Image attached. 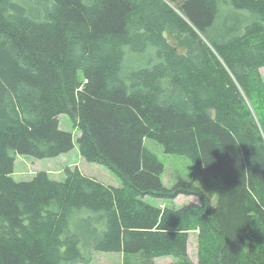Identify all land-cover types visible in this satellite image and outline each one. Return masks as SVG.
Listing matches in <instances>:
<instances>
[{
	"label": "trees",
	"instance_id": "trees-1",
	"mask_svg": "<svg viewBox=\"0 0 264 264\" xmlns=\"http://www.w3.org/2000/svg\"><path fill=\"white\" fill-rule=\"evenodd\" d=\"M263 66L264 0H0V264H264ZM63 113L121 186L69 166L12 177L16 155L74 146ZM145 137L189 158L217 202L193 180L166 187ZM180 194L198 201L144 200Z\"/></svg>",
	"mask_w": 264,
	"mask_h": 264
},
{
	"label": "rangeland",
	"instance_id": "rangeland-1",
	"mask_svg": "<svg viewBox=\"0 0 264 264\" xmlns=\"http://www.w3.org/2000/svg\"><path fill=\"white\" fill-rule=\"evenodd\" d=\"M167 38L169 43L175 45L179 49H184L189 40L177 30L168 29ZM130 63L132 58H126ZM260 73L264 78V66L260 68ZM60 129L69 131L73 135L74 146L67 152H63L54 157L36 158L31 155H16L14 161V170L12 177L15 180H30L37 171H46L51 178L55 180H63L65 177L63 169L66 166L71 168L77 167L85 175L95 178L96 180L113 186H121V179L108 169L104 164L88 161L80 153L77 137L80 133L73 120L67 114L58 116ZM143 145L152 151L158 159L164 164V171L161 174L162 183L166 187H172L179 181L193 180L194 184L201 187L215 204L218 199V191L214 188L206 186L200 175L192 168L189 158L176 153L165 152L163 146L151 138L145 137ZM144 200L148 203L163 207L168 206L172 209H178L186 206L189 202H197L198 198L194 195L180 194L175 198L155 197L145 195ZM188 256L194 261H197V231H190L187 247ZM175 258L172 256H161L155 259V264H167ZM123 254L114 252H93L92 260L89 263L77 264H122Z\"/></svg>",
	"mask_w": 264,
	"mask_h": 264
}]
</instances>
